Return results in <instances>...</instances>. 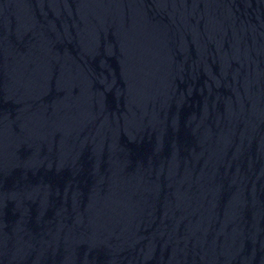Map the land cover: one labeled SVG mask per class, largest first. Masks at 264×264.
<instances>
[{
    "label": "water",
    "instance_id": "1",
    "mask_svg": "<svg viewBox=\"0 0 264 264\" xmlns=\"http://www.w3.org/2000/svg\"><path fill=\"white\" fill-rule=\"evenodd\" d=\"M0 264H264V0H0Z\"/></svg>",
    "mask_w": 264,
    "mask_h": 264
}]
</instances>
